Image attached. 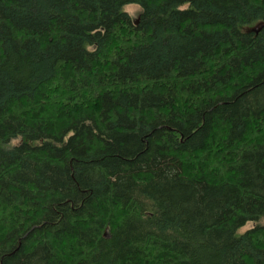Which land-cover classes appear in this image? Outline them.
Wrapping results in <instances>:
<instances>
[{
    "label": "trees",
    "instance_id": "trees-1",
    "mask_svg": "<svg viewBox=\"0 0 264 264\" xmlns=\"http://www.w3.org/2000/svg\"><path fill=\"white\" fill-rule=\"evenodd\" d=\"M124 2L0 0V264H264V0Z\"/></svg>",
    "mask_w": 264,
    "mask_h": 264
},
{
    "label": "clouds",
    "instance_id": "clouds-1",
    "mask_svg": "<svg viewBox=\"0 0 264 264\" xmlns=\"http://www.w3.org/2000/svg\"><path fill=\"white\" fill-rule=\"evenodd\" d=\"M187 5L180 6L186 7ZM144 11L141 4L138 2V0H126L123 4H121L119 8V12L126 15L127 18L132 22L138 14L142 13ZM89 50H92L89 47Z\"/></svg>",
    "mask_w": 264,
    "mask_h": 264
},
{
    "label": "water",
    "instance_id": "water-1",
    "mask_svg": "<svg viewBox=\"0 0 264 264\" xmlns=\"http://www.w3.org/2000/svg\"><path fill=\"white\" fill-rule=\"evenodd\" d=\"M135 23H137V20L135 21ZM262 25L263 24H258L252 28H250L249 30H247L248 32H254V33H257L261 28H262Z\"/></svg>",
    "mask_w": 264,
    "mask_h": 264
},
{
    "label": "rangeland",
    "instance_id": "rangeland-1",
    "mask_svg": "<svg viewBox=\"0 0 264 264\" xmlns=\"http://www.w3.org/2000/svg\"><path fill=\"white\" fill-rule=\"evenodd\" d=\"M137 18H138V15H137V17H136L134 20H136ZM261 222L264 224V220L260 221V223H261ZM251 225H253V223H252V222H248L246 225H244V226L240 229V231H244V230H246V229L252 227Z\"/></svg>",
    "mask_w": 264,
    "mask_h": 264
}]
</instances>
